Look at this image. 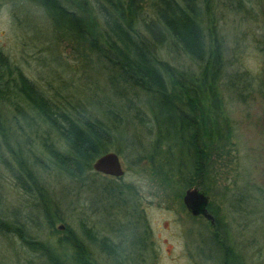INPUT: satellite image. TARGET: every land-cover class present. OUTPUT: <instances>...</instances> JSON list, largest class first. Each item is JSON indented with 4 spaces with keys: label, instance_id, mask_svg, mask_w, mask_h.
<instances>
[{
    "label": "rangeland",
    "instance_id": "rangeland-1",
    "mask_svg": "<svg viewBox=\"0 0 264 264\" xmlns=\"http://www.w3.org/2000/svg\"><path fill=\"white\" fill-rule=\"evenodd\" d=\"M209 10L223 44L220 93L233 136L212 159L201 192L209 198L207 210L226 228L236 264H264V0H212ZM0 48L49 97L74 104L79 94V108L87 97L101 104L118 103L121 94L105 85L95 57L58 36L44 11L28 0H0ZM173 64L182 71L196 70L179 53ZM126 97L120 100L126 102ZM20 128L24 132L15 142L8 137L12 127L3 131L10 142L7 147L0 135L1 218L33 220L36 236L49 241L61 237L65 227L79 234L78 225L84 222L98 237L112 241L103 248L112 257L89 246L97 264H220L221 255L211 242L215 220L212 225L204 217L190 215L182 203L186 189L175 179L163 181L146 161L135 162L124 153L118 155L122 177L97 174L73 182L44 157L37 159L40 138L24 122ZM141 131L132 126L126 142L147 147L149 139ZM16 150L28 161H39L45 170L42 185L51 213L56 211L61 219L53 227L58 233L46 225L37 206L40 198L26 195L12 176L16 163L10 151ZM24 261L17 237L0 234V264Z\"/></svg>",
    "mask_w": 264,
    "mask_h": 264
},
{
    "label": "trees",
    "instance_id": "trees-1",
    "mask_svg": "<svg viewBox=\"0 0 264 264\" xmlns=\"http://www.w3.org/2000/svg\"><path fill=\"white\" fill-rule=\"evenodd\" d=\"M28 1L44 11L58 36L95 57L111 91L120 93L121 99L127 97L126 102L118 98L117 104L87 97L80 108L79 94L78 103L56 100L29 80L0 48V135L5 146L10 142L3 131L12 127L8 137L15 142L24 132L20 128L24 122L41 140L37 159L44 157L70 181L80 183L97 175L92 163L114 151L133 156L135 162L146 161L163 181L172 178L185 189L204 190L212 159L218 158L220 146L233 136L220 93L225 60L209 10L212 0ZM176 53L196 70L182 71L174 65ZM132 126L144 130L149 139L144 149L126 142ZM19 151H10L16 163L10 172L26 195L40 198L37 206L46 225L58 233L53 227L61 219L56 211L51 213L42 185L45 170L39 168V161H28ZM209 212L215 220L211 242L221 255L220 264H236L237 253L226 228ZM33 226V220L0 217V234L17 237L25 264H97L89 246L113 256L103 250L112 241L98 237L84 222L78 225L79 234L65 227L62 236L51 241L39 239Z\"/></svg>",
    "mask_w": 264,
    "mask_h": 264
},
{
    "label": "water",
    "instance_id": "water-1",
    "mask_svg": "<svg viewBox=\"0 0 264 264\" xmlns=\"http://www.w3.org/2000/svg\"><path fill=\"white\" fill-rule=\"evenodd\" d=\"M92 172L103 176L119 178L124 175L119 156L114 152H108L95 159L91 166ZM209 198L201 192L199 187H191L185 190L182 203L191 216L202 215L212 225L214 217L208 212ZM63 229V227H59Z\"/></svg>",
    "mask_w": 264,
    "mask_h": 264
},
{
    "label": "flooded vegetation",
    "instance_id": "flooded-vegetation-1",
    "mask_svg": "<svg viewBox=\"0 0 264 264\" xmlns=\"http://www.w3.org/2000/svg\"><path fill=\"white\" fill-rule=\"evenodd\" d=\"M208 207V206H207ZM209 212V211H208ZM198 217H203V216H201V215H199Z\"/></svg>",
    "mask_w": 264,
    "mask_h": 264
}]
</instances>
